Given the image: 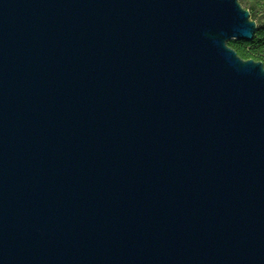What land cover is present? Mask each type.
<instances>
[{
	"label": "water",
	"instance_id": "1",
	"mask_svg": "<svg viewBox=\"0 0 264 264\" xmlns=\"http://www.w3.org/2000/svg\"><path fill=\"white\" fill-rule=\"evenodd\" d=\"M238 0H0V264H264V64Z\"/></svg>",
	"mask_w": 264,
	"mask_h": 264
},
{
	"label": "trees",
	"instance_id": "2",
	"mask_svg": "<svg viewBox=\"0 0 264 264\" xmlns=\"http://www.w3.org/2000/svg\"><path fill=\"white\" fill-rule=\"evenodd\" d=\"M241 2H247V6L243 8L250 12V16H254L257 9L264 10V0H238ZM252 42H231L229 45L236 53L244 59H252L259 61L258 56L264 57V27H257ZM250 47L252 52H248L245 47ZM263 63V62H262ZM264 64V63H263Z\"/></svg>",
	"mask_w": 264,
	"mask_h": 264
},
{
	"label": "rangeland",
	"instance_id": "3",
	"mask_svg": "<svg viewBox=\"0 0 264 264\" xmlns=\"http://www.w3.org/2000/svg\"><path fill=\"white\" fill-rule=\"evenodd\" d=\"M240 4L242 5V7L243 6L246 7L248 3L246 1L245 2L243 1ZM250 18H251V20L255 21V23L257 24V27H264V10L257 9L255 11L254 16H252V17L250 16ZM231 42H236V41H230V42H228V44H230ZM240 42H242V41H240ZM240 42H237V43H240ZM245 48L248 52H252L250 47L247 46ZM258 60L264 63V57L263 56H258Z\"/></svg>",
	"mask_w": 264,
	"mask_h": 264
}]
</instances>
